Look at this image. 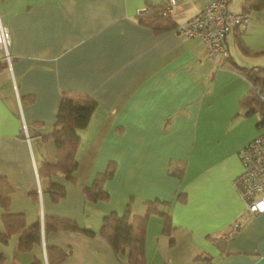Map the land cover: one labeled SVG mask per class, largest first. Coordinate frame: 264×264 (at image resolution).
I'll list each match as a JSON object with an SVG mask.
<instances>
[{"label": "crops", "instance_id": "crops-1", "mask_svg": "<svg viewBox=\"0 0 264 264\" xmlns=\"http://www.w3.org/2000/svg\"><path fill=\"white\" fill-rule=\"evenodd\" d=\"M171 1L0 0L12 57L10 67L0 68V177L11 188L9 212L41 231L40 246L18 252L19 235L1 238L0 206V264H48L47 246L68 252L61 264H128L127 254L114 253L97 235L106 213L119 212L113 200L124 190L120 208L130 217L157 202L146 225V264H208L198 255L213 264H264V213H247L233 184L242 171L238 152L264 130L258 114L244 115L239 103L250 85L214 68L198 39L177 28L155 35L137 23L147 3L165 4L179 27L210 2ZM250 25L241 39L226 36L230 56V44L241 52ZM67 91L89 96L97 108L79 131L76 185L51 179L64 185L54 203L38 168L56 162L48 137ZM108 169V199L87 202L81 190ZM159 212L170 216L169 237ZM44 217L73 220L96 235L44 234Z\"/></svg>", "mask_w": 264, "mask_h": 264}, {"label": "trees", "instance_id": "trees-1", "mask_svg": "<svg viewBox=\"0 0 264 264\" xmlns=\"http://www.w3.org/2000/svg\"><path fill=\"white\" fill-rule=\"evenodd\" d=\"M148 13H139L136 16L137 23L140 26L147 27L155 35H161L171 31L177 26L170 20L169 13L165 4L147 3L145 6ZM241 12L251 14H261L264 17V0H243ZM242 32L236 36L239 38ZM241 39V37L239 38ZM239 48L243 54L249 57L264 56V50L253 52L247 49L241 40ZM0 68H8L6 62H0ZM220 68L229 69L241 75L253 87L262 86L264 88V66L262 67H243L238 65L229 55L220 61ZM32 101L31 97H28ZM241 109L244 115L260 114L263 111V104L257 99L252 90L240 100ZM97 108V103L87 95L76 92H63L55 118L54 128L48 138L56 146V162H43L38 168V175L49 181L46 189L52 202L59 201L64 195V185L58 182H52L53 178H61L64 182L76 185L75 172L77 168L76 153L79 145V131L85 129L90 121L92 114ZM47 137H42L46 140ZM112 171L107 170L99 174L94 182L81 190L84 199L87 202L96 204L105 202L108 199L104 191V183L110 179ZM11 188L4 177H0V206L4 210L1 217L4 227L2 240H6L11 235H19L17 244L18 252H28L35 246L41 245V231L39 224L32 227H25V218L22 214H11L9 212V197ZM36 193L31 194L36 199ZM179 203H185V196L180 195ZM157 203V202H156ZM156 203H148L147 212L143 216H129V209L123 216L116 212H110L102 219L98 236L101 237L116 254H127L128 264H146L145 259V234L146 225L150 214L158 213L155 207ZM163 218L162 234L170 236L172 231L170 216L167 213L159 212ZM57 231L81 233L88 238H93L96 234L87 229H82L79 225L70 219L59 217H44V234ZM48 264H61L68 257V252L56 247H45ZM196 260L213 264L208 255H198ZM33 264H40V261L34 259Z\"/></svg>", "mask_w": 264, "mask_h": 264}, {"label": "built area", "instance_id": "built-area-1", "mask_svg": "<svg viewBox=\"0 0 264 264\" xmlns=\"http://www.w3.org/2000/svg\"><path fill=\"white\" fill-rule=\"evenodd\" d=\"M179 1L181 0H172L170 5ZM231 2L232 0H210L186 24L177 27L179 33L188 38H196L204 45L206 55L214 68H220V61L229 56L225 43L226 36L228 34L237 36L239 32L246 30L251 22L249 14L230 11ZM169 10L170 8H167L168 13ZM141 12L147 14L148 10L142 8L138 14ZM10 47L11 39L8 28L0 18V51L8 67L11 66L12 61ZM249 85L250 90L264 106V88ZM258 116L264 128V108ZM22 133L28 142L25 126L22 128ZM238 157L242 164V171L233 181L237 194L247 213L254 215L264 213V131L248 142L238 152Z\"/></svg>", "mask_w": 264, "mask_h": 264}, {"label": "rangeland", "instance_id": "rangeland-1", "mask_svg": "<svg viewBox=\"0 0 264 264\" xmlns=\"http://www.w3.org/2000/svg\"><path fill=\"white\" fill-rule=\"evenodd\" d=\"M243 0H233L232 4L229 6L230 11L232 12H241V3ZM251 25L249 27L248 32H246L242 36V42L243 45L253 51V52H259L264 50V17L261 14H251ZM234 45L230 44V53L231 57H233L240 66L243 67H262L264 66V56L259 57H249L245 54H242L236 43H233ZM247 65V66H244ZM259 118V116L257 115ZM264 131V130H263ZM126 198L128 199L127 191H122L117 200L114 201V207L119 212V216H123L124 212L122 208L126 203ZM121 209V210H120ZM110 212V211H109ZM107 212L106 215L109 213Z\"/></svg>", "mask_w": 264, "mask_h": 264}]
</instances>
